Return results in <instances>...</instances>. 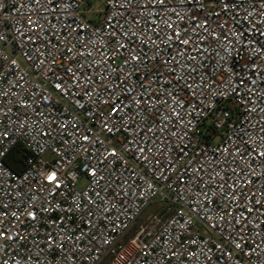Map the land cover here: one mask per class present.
<instances>
[{
  "label": "built area",
  "instance_id": "2783aa9c",
  "mask_svg": "<svg viewBox=\"0 0 264 264\" xmlns=\"http://www.w3.org/2000/svg\"><path fill=\"white\" fill-rule=\"evenodd\" d=\"M91 1L75 0L77 7L65 10V12H74V15H66L64 23L70 24L73 28L77 25L83 26V37L94 42L88 45V48L92 50L96 61L101 62L111 56V47L104 49L107 56H101L99 49L103 48L105 42L109 45L115 44L114 38L108 39L105 21L111 16L114 17L113 23L116 19L124 23L125 19L131 17L123 7L109 10L107 0H99L105 4L107 10L99 21L92 22L82 13L83 7ZM140 2L143 3L144 0ZM258 2L259 0H244L243 7L253 11ZM121 3L123 4V0ZM136 5L137 0H132L128 11H132ZM173 6L181 11L179 0H169V7ZM0 7L3 9L0 12L2 16L0 30L11 37L6 46L0 47V52L4 57L17 60L15 68L7 63L3 64L0 72H3L6 79L0 80V87L7 91L16 83L20 75L24 76L21 83L27 82L23 91L14 90L19 95L0 97L7 101L3 106V112L7 115L0 113V211L10 213L18 209L23 213L26 206L33 203V198L39 196L36 207L40 217L39 222H35V230H33L34 222L29 219H24L23 224L18 225L17 230L27 233L28 238L19 246L14 244L9 249L10 253H16L19 248L21 249L19 255H26L34 237L43 240L45 233L49 231L55 235L58 230L50 221L58 217L62 221L60 227L67 226L72 235H79L80 230L84 228L82 215L87 216V213L76 210L74 201L80 202L81 208L88 202L85 193L91 196L93 188V177L89 175L88 169L97 167L106 168L105 172L100 173L104 176V180L111 177L114 181V184L105 191L115 207L109 204L110 211L105 215L103 211L90 205L93 215L89 219L95 220V224L87 238L79 241V247L83 252L70 248L66 242L64 248L67 255L64 258H61L64 253L54 248L47 253L43 264H177L175 258L161 261L160 245H164L166 249L169 244L174 251L185 253L179 258L182 264H186L188 253H197V256L191 257L192 264H220V261L228 264V257L221 255L217 250L219 244H225L228 252L232 253V264H236L237 261L242 264H264V243H260L264 237H256L251 225L245 230L249 242L243 250L234 249L221 236L222 232L227 235L230 225L220 222L221 216L227 218V213L222 207L224 201L219 195L220 189H215L216 195L212 194L215 185L220 179L231 175L233 168L240 172L241 167H246L245 160L232 155L236 153L237 148L243 153L249 145L254 147L260 140L258 130L264 127V119H262L264 111L261 110L264 109V100L260 99L264 95V35H261L264 33V25L257 22L253 28L252 18L245 20L243 9L238 15L235 10L231 12V16L223 12H220L219 17L211 15L220 11L219 0H205L202 12L185 5L184 7L190 9L189 16L195 15L198 19L207 18L209 28L221 36L219 41L212 38L204 40L203 48L206 51L190 53L197 57L194 63L196 71L192 73L191 79L187 72L181 71L174 63L169 66L163 63L173 56L184 63V59L179 55V47L175 44L168 47L161 42V37L152 33L149 34L152 35L153 40H157L158 47L141 45L139 42L129 45L135 47L137 54L144 57L143 64L129 63L127 66H122L121 61L126 53L108 59V63L113 68L123 67L122 72L117 70L112 73V76L117 78L115 82L118 83L119 78H123L125 84L132 88L143 81L147 91L156 96L157 100H160L158 92L163 86L171 91L173 103L183 102V109L177 108V111L181 113V118L189 123L186 127L175 125L173 130L175 127H181V131L186 132L187 135L181 141L169 138L172 140V147L168 150V156L172 157L175 163L165 167L164 162L167 157L164 155H158L161 164L154 166L147 161L137 159L136 153L130 152L127 147H121L120 145L127 143L128 132L121 129L113 136L107 130H101V108L103 115H107L110 106L101 105L99 98L96 99V106L93 107L86 96L61 95L49 79L37 76L23 60V53L17 46L16 35L12 28L25 26L30 9L35 8V4H30L29 0H4ZM39 11L43 12L44 9L40 8ZM120 12H124V15L121 16ZM132 15L140 19V25L134 28V31L152 27V12H145L143 18L135 11H132ZM165 15L175 19L171 12H160L159 16L154 17L157 21L156 27L162 31L167 30L158 21ZM32 19L35 20L36 16L32 15ZM262 19L264 16L257 17V21ZM218 24H223L224 28L217 27ZM128 26L126 24L125 28ZM188 26L186 17L182 27ZM55 27L60 28V24L56 22ZM225 33L232 40L231 44L224 41ZM236 33L243 34L236 35ZM64 34H70L72 37L77 35L67 29L64 30ZM193 39L200 41V37L195 35ZM72 43L77 48L80 47L75 39ZM28 50V47L23 49V51ZM157 51L160 59L153 58ZM83 62L82 58L74 57L69 67ZM0 63L3 61L0 60ZM187 63L193 64L191 60ZM169 67L176 68L177 71L169 72ZM85 70L90 71L87 68ZM129 73H131L130 78ZM178 75L183 76V79H178ZM201 77H203L202 81H200ZM193 80L200 81L202 87L194 86L191 90L194 94H190L187 85L192 84ZM252 81L256 82L255 85L251 83ZM72 91L75 92L76 89ZM142 91V88H137V92ZM33 93L35 95H32ZM163 95L167 98V93ZM44 96L48 97L47 102H44ZM121 99L126 97L121 95ZM21 101L30 106L24 107ZM161 106L163 107L162 101ZM163 110L165 113L169 111L168 108ZM152 119L159 120L160 117L153 112ZM41 120L43 123L40 122ZM62 121L77 124L81 138L78 139L73 135L77 129H65ZM112 126L119 127L115 122ZM245 133H248L250 138ZM84 134L97 136L100 143L95 147L89 144L82 150L80 145ZM176 144H180L184 149L182 159ZM105 148L109 150L115 148L120 158L110 164L109 157V160H105L103 164H98ZM14 149H18V155L21 157L22 172L14 171L7 164V158ZM245 159L248 157L245 156ZM252 167L257 173L264 172V167L255 163ZM53 171H56L60 177L59 183L62 186L59 188L45 180V176ZM215 173H220V177L212 179ZM83 178L87 180V184L79 189L78 183ZM201 178L204 181L211 180L208 189L210 199L201 194ZM125 179L129 180L130 186L124 189L117 187L120 181ZM181 180L187 183L182 184ZM103 183L104 181H101L100 184H96V190H99ZM261 184H264V180L254 179L251 187L255 189ZM116 192H122V195L116 196ZM156 200H160L162 205L140 224V218ZM49 201L52 204H49ZM201 205L204 211L199 214L193 211L200 209ZM44 208L48 210L42 211ZM206 217H211V221ZM3 219L7 223L12 218L8 216ZM218 222L222 223L220 228L209 227V223ZM173 237H177L178 241H174ZM253 240L260 244L255 254H251L254 247ZM41 247L45 245L42 243ZM209 249L212 250L211 262L205 255ZM31 251L36 252L37 249L33 247Z\"/></svg>",
  "mask_w": 264,
  "mask_h": 264
},
{
  "label": "snow or ice",
  "instance_id": "6c2138e0",
  "mask_svg": "<svg viewBox=\"0 0 264 264\" xmlns=\"http://www.w3.org/2000/svg\"><path fill=\"white\" fill-rule=\"evenodd\" d=\"M4 0H0V5H2ZM244 0H219L220 11L215 12L211 15L217 17L220 16V12L231 16L233 10L236 11L237 15L240 10L243 9L245 12V20L251 17V23L253 28L255 23L259 22L264 25V19L257 21V17L264 16V0H259L255 4L253 11H249L247 8L243 7ZM30 4H35V8L30 9V14L28 15L24 27H13L12 31L16 35L17 46L21 49L23 55L22 58L31 69L35 72L37 76H43L45 79H49L54 88L61 93V95H72L77 97H88L89 101L92 102L93 107L96 106L95 101L97 98L100 99V104L105 106H110V111L107 115H103V109L101 108V130H107L111 135L115 136L121 129L128 132V138H126L127 143L120 145L121 147H127L130 152L136 153V158L142 161H147L154 166H159L161 161L157 158L158 155H164L167 157L164 164L165 167H170L175 163L172 157L168 156V150L172 147V140L174 138L176 141H181L186 135V132L181 131V127H186L187 123L181 118V113L177 111V108L183 109V102L177 101L173 103L172 93L169 89L161 86L158 94H160V100L156 99L152 93L147 91V87L144 85L143 81L139 85H134L129 88L125 84L123 78H119V82L116 77L112 76L113 72L117 70L123 71V67L119 69L113 68L109 63L108 59H113L118 55H124V59L121 61L122 66H127L129 63L132 64H143L145 59L143 56L137 54L135 47H129V45H135L139 42L141 45L147 46H159L157 40L152 39V33L158 37H161V42L165 43L168 47L173 44L179 47V55L184 59V63L176 58L170 57L163 61L166 66L172 65L173 63L184 72L189 74V78H192V73L196 71L194 63L197 59L195 55L190 53L203 52L206 49L203 48V41L212 38L215 41L221 39L220 34L216 33L214 30L209 28V20L207 18H197L195 15L189 16V8L184 7L188 5L192 8H197L199 11H203L205 7V0H179V5L181 11H178L175 6L169 7V0H144L143 3L137 0V5L132 11L137 12L138 16L143 18L145 12H152L153 20L151 28H141L139 31H134L133 29L140 25V19L133 17L132 11H128L129 7L132 5V0H107V7L109 10L112 8L120 9L124 8V11L128 12V16L131 19H125L124 23H121L119 19L115 20L114 17H109L105 23L107 26V36L108 39H115V44L109 45L107 42L104 43L103 48L99 49L101 56H107L104 49L111 47V56L107 59L97 62L96 58L93 56V52L88 45L94 44L93 41L83 37V26L77 25L73 28L70 24L64 23V18L66 15L72 16L74 12L65 10L74 9L77 7L75 0H29ZM63 5V8H61ZM43 8L44 11L40 12L39 9ZM2 7H0V12H2ZM160 12L174 14L175 19L171 16L165 15L160 17L158 23L164 26L167 31H162L156 27L157 21L154 17L159 16ZM32 15L36 16V19H32ZM123 16L124 12H120ZM188 18V27H182L185 18ZM2 19V16H0ZM45 21L46 23H42ZM19 22V21H18ZM58 22L60 28H56L55 24ZM129 25L125 28V25ZM217 27L223 29V24H218ZM67 29L70 33H77L76 36L72 37L70 34H64V30ZM243 33H236V35H242ZM200 37V41L193 39V36ZM264 35V33H261ZM23 38V39H21ZM11 39L0 30V47L6 46L8 41ZM75 39L80 47H76L72 43ZM223 39L226 43L231 44L232 40L228 37L227 33L224 34ZM25 47H28V51H23ZM86 49H88L86 51ZM186 53H189L186 55ZM74 57H80L83 59V63L72 64ZM154 59H160L159 51L154 54ZM0 69H3V64L7 63L10 67L15 68L17 65V60H11L8 57H4L3 53L0 52ZM188 60L193 62L192 65L187 63ZM90 69L86 71L85 69ZM19 71V70H17ZM169 72L175 73L176 68L169 67ZM107 73V75H105ZM131 73L128 74L130 78ZM70 77V79H69ZM178 79H183V76L178 75ZM6 79L3 72H0V80ZM24 76L20 75L17 78L15 84L11 88L5 89L0 87V97L5 96H16L19 95L15 89L24 90L26 81ZM203 77L200 78V81ZM200 81L193 80L192 84H188L187 87L190 90V94H194L191 90L195 87H202ZM168 83V81H166ZM255 85V81L251 82ZM137 88H142V92H137ZM72 89H76L75 92ZM167 93V98L163 95ZM251 95V91L249 90ZM32 95H35L33 93ZM121 95L126 97V99H121ZM104 97H107L105 99ZM264 100V95L260 97ZM44 102H47L48 97H43ZM161 101L163 102V107L161 106ZM7 101L0 99V113L7 115L3 112V106ZM255 103V102H254ZM24 107H29V104H24ZM83 107L84 105H80ZM194 107V106H191ZM164 108H168V113L164 112ZM264 111V109H261ZM156 112L160 117L159 120L152 119V113ZM191 114V112H189ZM91 118V116H90ZM264 119V117H262ZM151 120V123H149ZM43 123V121H40ZM119 125V127H113V123ZM65 129L73 128L77 129L73 132L80 139L79 126L75 123L61 122ZM175 125H180L181 127H173ZM260 140L256 142L255 146L249 145L245 152L241 153L239 148H237L236 153L232 154L234 157L238 156L240 159L245 160L246 167H241V171L237 172L235 168L232 169L231 175L220 179V182L215 185L212 190V194L216 195L215 189H220L219 195L222 197L224 204L222 205L223 210L227 213V218L224 216L220 217V222L230 225L227 235L223 232L221 236L224 237L227 244H231L234 249L243 250L245 245L249 242V237H247L245 230L251 225V230L256 237H264V219H258L264 217V184L259 185L255 189L251 187L254 179L264 180V172L257 173L252 167L255 163L260 167H264V127L259 130ZM249 135L248 133H245ZM250 138V135H249ZM247 143V141H243ZM97 143H100L99 138L95 135L89 136L84 134L82 136V143L80 145L81 149H86L87 145H92L95 147ZM181 152V159L183 158L184 149L180 144H176ZM227 150V149H226ZM245 156L248 159H245ZM109 157L111 160H109ZM120 158L119 153L115 148L111 150L105 148L102 154V159L98 161V164H103L105 160H109V163ZM191 165L189 164V167ZM202 167V166H201ZM200 169H197L199 171ZM106 171V168L91 167L88 169L89 175L93 177V188L92 195L87 197V203L83 204L81 208V203L74 201V207L81 213H87V216L82 215V223L84 228L80 230L79 235H72V233L67 229V226L60 227L62 221L58 217L56 220L50 221L51 224L55 225L56 231L55 235L52 231L45 233V238L43 240L34 237L32 244L26 255L20 256L19 252L21 249H17L16 253H10L9 249L15 244L19 246L22 241H25L27 233H23L17 230L18 225H22L24 219H29L33 223V230H35V222H39L40 217L37 213L36 204L39 201V196L33 198V203H29L24 212L20 213L17 210L11 211H0V264H43L44 258L47 253L58 248L61 250L64 256L67 252L64 248L67 242L70 248H76L77 251L83 252V249L79 247V241L86 239L89 232L91 231L95 220L89 219L93 215L90 205L95 206L107 215L110 211L109 204L115 207L111 199L107 197L106 189H109L114 181L110 177L108 180H104V176L100 173ZM220 177V173H215L212 179H217ZM60 177H58L57 172L53 171L45 176V180L53 184L54 187L59 188L62 185L59 183ZM101 181L104 183L101 185L99 190H96L95 185L100 184ZM231 181V182H229ZM182 184L187 182L181 180ZM211 185V180L204 181L201 178V194L210 199L208 189ZM129 185V180L125 179L120 181L117 187L124 189ZM138 187V186H137ZM149 191L151 188L148 189ZM115 191V189H113ZM104 193V195H101ZM51 195V192H49ZM116 196H121L122 192H116ZM97 201H100L98 203ZM49 204H52L49 201ZM7 207V205H4ZM57 207H59L57 205ZM47 208L42 209V211H47ZM61 211H67L66 209H60ZM197 214L204 211L203 205L200 209H193ZM11 216V221L5 222L4 217ZM208 221H211V217H206ZM209 223L210 228H220L222 223ZM66 238V240H65ZM174 241H178L177 237H173ZM45 247H41V244ZM195 243V241H191ZM260 243H264V239H261ZM254 247L251 250V254H255L256 249L259 248L260 244L255 240L252 241ZM36 248V252H32L31 248ZM217 250L221 255L228 257V264H232L233 255L228 252L225 244H219ZM161 261H167L176 259L177 264H182L179 258L185 253L180 251H174L172 245H167L165 249L164 245H160ZM171 253V255H169ZM147 254V253H145ZM188 260L186 264H192L191 257L197 256V253H188ZM209 262L212 261V250L209 249L208 253L205 254ZM19 257V258H17ZM198 258V257H197ZM91 259V257H89ZM220 264H224L220 261ZM236 264H242V262L237 261Z\"/></svg>",
  "mask_w": 264,
  "mask_h": 264
},
{
  "label": "rangeland",
  "instance_id": "374dc122",
  "mask_svg": "<svg viewBox=\"0 0 264 264\" xmlns=\"http://www.w3.org/2000/svg\"><path fill=\"white\" fill-rule=\"evenodd\" d=\"M107 8L104 3L100 2L99 0H92L91 2L87 3L83 9L82 13L86 16L87 19L91 20L92 22L99 21L102 14L106 12ZM87 180L81 179L78 183V188L82 189L86 186ZM162 205L160 200L154 201L151 206L147 208L143 216L140 218L139 223L145 222L146 218L154 214Z\"/></svg>",
  "mask_w": 264,
  "mask_h": 264
},
{
  "label": "trees",
  "instance_id": "16d2710c",
  "mask_svg": "<svg viewBox=\"0 0 264 264\" xmlns=\"http://www.w3.org/2000/svg\"><path fill=\"white\" fill-rule=\"evenodd\" d=\"M7 164L16 172L23 171L21 157L18 155V149H14L7 158Z\"/></svg>",
  "mask_w": 264,
  "mask_h": 264
}]
</instances>
